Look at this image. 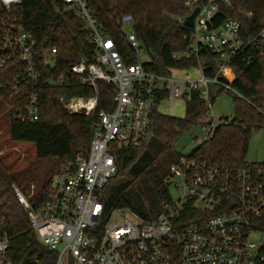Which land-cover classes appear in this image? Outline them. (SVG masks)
<instances>
[{"label": "built area", "instance_id": "built-area-1", "mask_svg": "<svg viewBox=\"0 0 264 264\" xmlns=\"http://www.w3.org/2000/svg\"><path fill=\"white\" fill-rule=\"evenodd\" d=\"M62 1L85 20L92 49L88 56L44 82L61 86L75 76L93 89L95 94L89 96L59 97L70 114L89 116L94 112L98 81L113 85V95L111 110L98 111L87 155L57 168L39 209H31L28 202L34 193L25 195L14 188L18 201L28 209L39 242L52 254V264H264V160L222 166L200 161L195 149L179 154L164 179L167 199L149 220L129 209L108 212L102 200L103 190L116 172L115 149L140 145L154 109L172 115L175 98L188 100L197 93L206 112L194 125L205 134L202 143L213 137L217 125L209 118V85L234 91L230 84L234 74L227 61L253 42L241 38L237 18L227 17L214 25L220 5L230 6L233 0H207L199 6L190 29L191 42L183 54L185 59L194 58L196 65L177 70H194L196 75L184 78L144 69L138 61L141 44L133 34L130 16H123L118 26L135 53V63H127L113 38L98 26L87 0ZM20 2L0 0V67L12 65L19 71L8 93L13 97L25 92V106L16 112L17 119L25 122L39 117L40 63L53 64L56 48L37 52L34 36L11 16L12 8ZM194 3L188 2L190 13L197 6ZM244 15L250 17L251 13ZM127 23L130 32L123 30ZM257 38L264 47V25ZM203 49L218 57L213 77L204 73L205 61L199 58ZM218 74L227 82L218 81ZM163 103L169 106L168 112L161 109ZM114 212L119 213L118 219H112ZM8 248L1 218L0 264H23L9 258ZM31 264H40L39 259Z\"/></svg>", "mask_w": 264, "mask_h": 264}, {"label": "trees", "instance_id": "trees-1", "mask_svg": "<svg viewBox=\"0 0 264 264\" xmlns=\"http://www.w3.org/2000/svg\"><path fill=\"white\" fill-rule=\"evenodd\" d=\"M189 1L203 6L207 0H87L96 23L116 43L127 63H135V53L121 33L118 21L130 16L132 31L144 47L150 60L143 63L146 71L169 75L173 70L188 69L196 65L194 58L185 59L193 32L182 25L190 14ZM251 13L250 17L242 14ZM13 18L28 30L37 41V52L56 48L53 64L41 62V82L38 85L39 117L34 121H20L17 109L24 107L26 94L9 96L13 77L19 72L12 65L0 67V100L9 113L7 134L16 142H31L38 158H56L58 165L87 155L89 143L98 121V111L111 110L113 85L97 82V105L87 116L70 114L62 106L59 97L89 96L95 94L77 77L71 76L61 86H50L44 81L55 77L88 56L92 49L89 30L76 12L62 0H21L12 8ZM237 18L241 25V38L253 40L242 47L227 61L234 77L230 84L234 91V118L216 126L212 138L195 148L200 161L233 166L245 162V154L251 131L264 130V47L257 35L264 25V0H233L230 6L220 5L214 25L221 20ZM199 58L204 59V73L213 77L217 72V55L203 49ZM217 80L227 82L221 75ZM210 100L223 92L222 87L209 85ZM184 117L165 115L153 110L148 132L138 146L115 149L116 172L103 190L102 200L108 212L112 209H129L145 220L155 217L162 201L167 199L164 181L170 165L179 153L169 157L168 168L161 170L155 163L162 158L171 144L187 128L194 125L206 112L205 103L197 93L185 100ZM143 190L141 195L136 186ZM49 179L28 198L31 209H39L47 198ZM9 237L8 256L16 263L31 264L37 258L40 264H52L53 256L39 242L31 227L28 209L18 201L14 183L7 166L0 159V219ZM264 253V247H263Z\"/></svg>", "mask_w": 264, "mask_h": 264}, {"label": "rangeland", "instance_id": "rangeland-1", "mask_svg": "<svg viewBox=\"0 0 264 264\" xmlns=\"http://www.w3.org/2000/svg\"><path fill=\"white\" fill-rule=\"evenodd\" d=\"M125 32L131 31V24L123 26ZM150 60L144 47H140L138 61L143 64ZM173 75L192 77L195 71L188 73L173 71ZM185 99L175 98L172 102L171 114L175 117H184ZM161 109L169 111L166 103L162 104ZM209 118L212 125L221 122H230L234 118V94L233 92L223 91L217 94L211 103ZM9 113L6 105L0 100V159L7 166L12 176L14 188H17L25 195L36 193L59 167L57 159L38 158L35 152V145L31 142H16L9 139L7 134ZM205 134L200 131L197 125H192L182 132L179 137L171 144L170 149L166 150L162 158L158 159L155 165L164 170L168 168L169 157L174 153L190 154L199 144L202 143ZM246 162H261L264 160V130L263 128L251 131L248 146L245 154ZM175 197V194L172 193ZM119 213L114 212L112 219H118Z\"/></svg>", "mask_w": 264, "mask_h": 264}, {"label": "water", "instance_id": "water-1", "mask_svg": "<svg viewBox=\"0 0 264 264\" xmlns=\"http://www.w3.org/2000/svg\"><path fill=\"white\" fill-rule=\"evenodd\" d=\"M198 12H199V6H196V7L191 11V13H190L189 15H187V16L183 19V21H182V25H183L185 28H187V29H193V27H194V19H195V17H196V15H197ZM136 189H137V191H138L141 195H143V190H142V188H141L139 185L136 186Z\"/></svg>", "mask_w": 264, "mask_h": 264}, {"label": "bare ground", "instance_id": "bare-ground-1", "mask_svg": "<svg viewBox=\"0 0 264 264\" xmlns=\"http://www.w3.org/2000/svg\"><path fill=\"white\" fill-rule=\"evenodd\" d=\"M227 74L230 75L229 71H227Z\"/></svg>", "mask_w": 264, "mask_h": 264}]
</instances>
